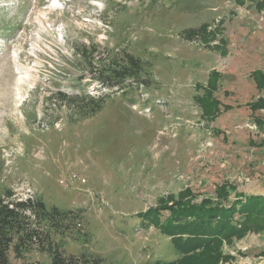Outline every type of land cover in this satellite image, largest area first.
<instances>
[{"label": "rangeland", "instance_id": "obj_1", "mask_svg": "<svg viewBox=\"0 0 264 264\" xmlns=\"http://www.w3.org/2000/svg\"><path fill=\"white\" fill-rule=\"evenodd\" d=\"M261 1L0 0V193L78 213L75 229L53 239L67 256L103 264L178 257L159 228L169 213L155 225L142 217L149 208L264 198V128L254 123L264 109L249 108L264 100ZM124 54L147 85L101 87L90 68ZM105 92L86 119L82 101L57 97ZM257 228L200 257L264 264Z\"/></svg>", "mask_w": 264, "mask_h": 264}, {"label": "trees", "instance_id": "obj_2", "mask_svg": "<svg viewBox=\"0 0 264 264\" xmlns=\"http://www.w3.org/2000/svg\"><path fill=\"white\" fill-rule=\"evenodd\" d=\"M260 9L264 10V0L261 1ZM123 57L120 62L117 56H111L107 62H103L105 65L100 70L90 68V73L95 76L94 79L101 87L116 88L114 91L123 93L127 87L147 85L146 81H140L143 74L140 61L129 54H124ZM211 80L209 78L208 88H205L201 101L207 102L202 104L206 118L213 112L209 95L215 91L216 83ZM106 93L108 92L96 97L80 95V98H66L63 94H58L57 97H60L61 101H82L83 103L77 106V115L80 119H86L103 109L106 100L111 97ZM249 108L253 111L264 109V100L250 104ZM254 123L264 128V124L259 120ZM263 199H241L231 203L229 207L178 205L149 208L142 217L155 225L160 221L161 212L169 213L159 228L163 235L170 237L178 257L173 261L156 260L148 264H209V259L201 258L200 253L230 243L250 229L264 228ZM79 219L80 216L76 212L62 211L56 207L46 208L40 197L23 200L17 198L11 190L3 191L0 193V264H11L10 257L24 261L32 251L47 253L51 257L50 264H103L100 258L90 255L81 254L78 258L67 256L60 250L61 244L54 241V236L68 235L64 233L75 229ZM69 235L71 237L73 233ZM259 255L264 257V249ZM217 260L218 258L214 259L210 264H218Z\"/></svg>", "mask_w": 264, "mask_h": 264}, {"label": "built area", "instance_id": "obj_3", "mask_svg": "<svg viewBox=\"0 0 264 264\" xmlns=\"http://www.w3.org/2000/svg\"><path fill=\"white\" fill-rule=\"evenodd\" d=\"M27 198H31L30 196H28V197H26L25 199H27ZM25 199H23V200H25Z\"/></svg>", "mask_w": 264, "mask_h": 264}]
</instances>
